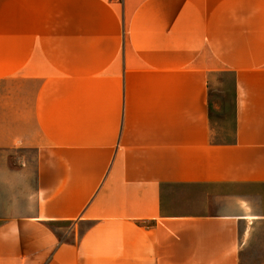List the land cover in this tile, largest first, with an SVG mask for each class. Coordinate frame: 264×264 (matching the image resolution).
I'll use <instances>...</instances> for the list:
<instances>
[{"label":"crops","instance_id":"obj_1","mask_svg":"<svg viewBox=\"0 0 264 264\" xmlns=\"http://www.w3.org/2000/svg\"><path fill=\"white\" fill-rule=\"evenodd\" d=\"M0 264H264V0H0Z\"/></svg>","mask_w":264,"mask_h":264},{"label":"rangeland","instance_id":"obj_2","mask_svg":"<svg viewBox=\"0 0 264 264\" xmlns=\"http://www.w3.org/2000/svg\"><path fill=\"white\" fill-rule=\"evenodd\" d=\"M234 75L231 72L214 74L210 97L213 103L212 123L216 139L227 140L233 138L234 132ZM61 226V225H60ZM71 225H62L63 229Z\"/></svg>","mask_w":264,"mask_h":264}]
</instances>
